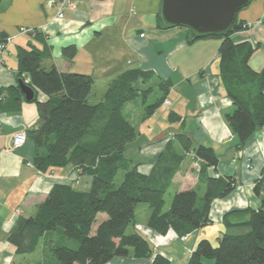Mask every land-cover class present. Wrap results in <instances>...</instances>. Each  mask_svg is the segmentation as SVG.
Segmentation results:
<instances>
[{
    "label": "crops",
    "instance_id": "crops-1",
    "mask_svg": "<svg viewBox=\"0 0 264 264\" xmlns=\"http://www.w3.org/2000/svg\"><path fill=\"white\" fill-rule=\"evenodd\" d=\"M160 8L161 0H78L58 18L57 8L49 6L47 0H0V40L12 37L0 62V89L17 84L20 46L47 49L50 55L42 63L46 69L55 65L63 72L91 74L94 84L89 102L93 104L103 99L113 78L130 68L152 70L160 78L170 79L173 85L167 95L169 104L163 102L151 115L143 111L138 121L133 122L138 135L127 144V157L138 165L140 172L149 174L169 142L179 153L184 152L175 137L184 132L191 137L193 145L184 152L173 177L170 187H174V194L190 188H196L200 197L205 193L206 182L199 179L201 162L194 150L198 144L212 147L219 157L217 166L208 168V174L226 180L232 177L235 181L227 193L213 200L209 211L211 222L184 237H179L173 229L162 235L149 228V205L143 220L136 218L135 228L143 231L157 251L175 262L186 263L199 240L207 238L218 245L222 233L246 231L241 226H227L224 215L261 204L254 185L264 169V125L243 148H238L239 137L231 130L226 117L234 105L219 75L221 39L208 36L188 42L186 28L161 26ZM237 18L249 26L233 33V40L251 42L255 46L251 66L264 71V0H252L239 11ZM22 28L36 29L39 34L22 32ZM69 46L76 48L71 60L63 53ZM38 99L45 101L48 96L39 91ZM170 111L180 118L171 120ZM159 116L165 118L163 122L157 121ZM38 117L37 103L27 102L24 95L19 112H0V148L3 149L0 155V264H45L51 246L69 240L60 232H48L35 252L19 254L9 241L17 218L33 215L36 206L57 182L72 183L84 190L91 184V177L72 165L47 171L36 168L34 143L30 138L23 146L12 148L14 133L36 127ZM166 205L168 210L170 206ZM99 217L102 220L106 216L99 214ZM233 219L238 221L237 217ZM33 255L36 257L31 258ZM151 260L130 254L107 264H151Z\"/></svg>",
    "mask_w": 264,
    "mask_h": 264
},
{
    "label": "trees",
    "instance_id": "trees-1",
    "mask_svg": "<svg viewBox=\"0 0 264 264\" xmlns=\"http://www.w3.org/2000/svg\"><path fill=\"white\" fill-rule=\"evenodd\" d=\"M247 27L248 23L236 18L225 33L203 36L221 39L219 75L234 105L226 117L239 137L240 149L264 125V71L254 69L250 63L255 46L232 38L233 33ZM186 29L188 42L203 38L191 36L190 29ZM63 53L71 60L76 48L66 47ZM49 55L47 49L37 47L20 46L17 52L18 78L37 92L33 102L38 107V125L26 129L27 139L34 143L33 165L41 171L72 165L90 176L91 184L84 190L72 183L57 182L33 215L19 216L9 234L17 253L35 252L48 232L57 231L70 241V244L65 241L51 246L58 264H107L130 254L152 259L151 264H207L205 259H213L214 264H264V169L254 185V192L261 197L260 206L232 210L224 215L227 226H241L246 231L224 232L218 245L203 238L186 263L175 262L157 251L150 239L135 228L137 205L141 202L149 205V228L162 235L173 229L179 237H184L211 222L209 211L213 200L227 193L234 186V179L211 177L208 168L216 167L219 157L212 147L198 144L194 150L201 162L199 179L206 182L205 193L200 197L196 188L178 191L170 208L165 210V194L193 141L186 133H177L175 137L184 152L179 153L169 142L152 171L144 174L126 155L127 144L137 137L138 130L125 108L141 97L145 102L153 86L138 84H148L157 78L160 95L145 108V115H151L167 99L172 81L160 78L152 70L130 68L113 78L103 99L93 104L89 95L94 77L63 72L55 65L46 69L42 63ZM39 91L48 99L40 101ZM23 95L18 84L1 88L0 112H19ZM169 116L173 121L180 118L173 111ZM119 173L123 178L117 183ZM99 214L106 217L101 220ZM236 217L238 221H234ZM131 226L135 229L129 232Z\"/></svg>",
    "mask_w": 264,
    "mask_h": 264
},
{
    "label": "water",
    "instance_id": "water-1",
    "mask_svg": "<svg viewBox=\"0 0 264 264\" xmlns=\"http://www.w3.org/2000/svg\"><path fill=\"white\" fill-rule=\"evenodd\" d=\"M252 0H161L160 21L164 27L182 26L190 29L191 36L223 34L228 31L239 11ZM17 84L25 100L33 102L35 89L18 78Z\"/></svg>",
    "mask_w": 264,
    "mask_h": 264
},
{
    "label": "rangeland",
    "instance_id": "rangeland-1",
    "mask_svg": "<svg viewBox=\"0 0 264 264\" xmlns=\"http://www.w3.org/2000/svg\"><path fill=\"white\" fill-rule=\"evenodd\" d=\"M2 56L4 57V55H2ZM0 65H1V63H0ZM138 85H142V84L139 83ZM148 86H153L154 90H152L151 93L149 92L148 97L145 99L146 100L145 102H144L143 98L141 97L137 101L129 103V105H127V107L125 108V113L129 116L130 119H132V121L134 123H136L138 121V117L140 115H142L143 111L146 110L145 109L146 106H148L150 103H152L155 100V98L160 95V91L158 89L157 80L156 79H153L147 85H143V87H148ZM166 115H168V112L166 113ZM164 119L161 118V116H159L157 118V121L159 120V122H163ZM122 178H123L122 173H119V175L117 177V183H120L122 181ZM173 196H174V187H170L168 189L167 193L165 194L166 204H168L169 206L171 204ZM166 204H165V208H167ZM146 207H148V204L144 203V202H141V203H139L137 205V209H136L137 221L143 220V218L145 217V215H146L145 208ZM134 229L135 228H133L131 226V227H129L128 231L131 232ZM141 231H142V229H141ZM35 257H36V255H33L31 258H35ZM39 257H40V255H39ZM41 257H43V254H42ZM45 261H46L45 264H58V261H57L56 257L53 255V253L51 251L47 252V256H46ZM204 261L207 262V264H214V260L213 259H210V260L209 259L208 260L205 259Z\"/></svg>",
    "mask_w": 264,
    "mask_h": 264
},
{
    "label": "built area",
    "instance_id": "built-area-1",
    "mask_svg": "<svg viewBox=\"0 0 264 264\" xmlns=\"http://www.w3.org/2000/svg\"><path fill=\"white\" fill-rule=\"evenodd\" d=\"M78 0H47V4L49 6H54L58 10V18H62L64 16V9L68 6L74 7ZM249 26V25H248ZM22 32H30L33 31V28H22ZM12 37L8 36L4 39L0 40V62L3 60V56L5 54L7 44L11 41ZM165 104H169V100L165 99ZM0 130H1V122H0ZM27 142V132L26 129H19L13 135L12 140V148H19L23 146ZM3 149L0 148V155Z\"/></svg>",
    "mask_w": 264,
    "mask_h": 264
}]
</instances>
